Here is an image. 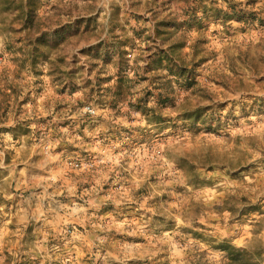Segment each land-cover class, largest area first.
<instances>
[{
	"label": "rangeland",
	"instance_id": "374dc122",
	"mask_svg": "<svg viewBox=\"0 0 264 264\" xmlns=\"http://www.w3.org/2000/svg\"><path fill=\"white\" fill-rule=\"evenodd\" d=\"M37 7L31 21L0 8V264L264 249V0ZM29 39L45 41L39 57ZM173 45L172 63L194 65L188 90L154 63ZM228 196L256 210L236 220Z\"/></svg>",
	"mask_w": 264,
	"mask_h": 264
},
{
	"label": "trees",
	"instance_id": "16d2710c",
	"mask_svg": "<svg viewBox=\"0 0 264 264\" xmlns=\"http://www.w3.org/2000/svg\"><path fill=\"white\" fill-rule=\"evenodd\" d=\"M37 2L38 0H16L15 3L13 0H0L1 10H14L17 12L19 19H25L31 21L34 17L35 12L37 11ZM59 32H55V36H58ZM29 57L36 58L39 57L41 53L40 47L46 46L45 41L41 39H35L34 41L29 39ZM60 43L55 46H59ZM177 52L176 48L173 46L168 47L167 49L160 50L158 54L155 55L154 63L159 67L162 66V62H165V66L161 67L165 69L170 76H173L177 79V84L179 87L184 90L190 89L193 82V72L194 65L188 66L183 62H179L177 65L172 63V57L175 56ZM122 54L125 55V52ZM208 107L201 109H196L188 113L184 119L189 121H195L201 117L205 112L209 111ZM235 204L237 201L234 196H228L220 209L221 212H228L231 217L236 220L240 219L241 216L245 214H251L256 209L255 205L250 203H245L247 207L244 210L236 209ZM193 236H196V233H191ZM215 249L221 251L224 254V258L221 264H263L264 258V249L256 243H252L245 248H236L232 245L226 243H219Z\"/></svg>",
	"mask_w": 264,
	"mask_h": 264
}]
</instances>
